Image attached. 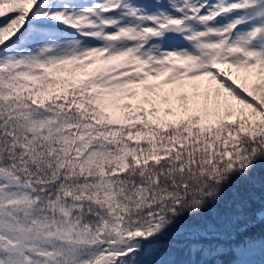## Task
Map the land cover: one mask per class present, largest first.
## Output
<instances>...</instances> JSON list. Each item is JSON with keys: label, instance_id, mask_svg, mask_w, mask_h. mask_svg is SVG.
Returning a JSON list of instances; mask_svg holds the SVG:
<instances>
[{"label": "snow or ice", "instance_id": "1", "mask_svg": "<svg viewBox=\"0 0 264 264\" xmlns=\"http://www.w3.org/2000/svg\"><path fill=\"white\" fill-rule=\"evenodd\" d=\"M0 264H264V0H0Z\"/></svg>", "mask_w": 264, "mask_h": 264}]
</instances>
